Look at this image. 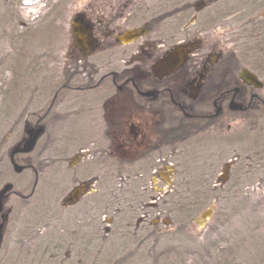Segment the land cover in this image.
Here are the masks:
<instances>
[{"label": "flooded vegetation", "instance_id": "1", "mask_svg": "<svg viewBox=\"0 0 264 264\" xmlns=\"http://www.w3.org/2000/svg\"><path fill=\"white\" fill-rule=\"evenodd\" d=\"M70 72L25 97L24 134L6 160L35 181L28 195L9 182L0 189L10 186L0 264H42L53 250L82 254L80 244L104 249L110 239L153 249L172 196L230 191L235 176L264 162V0H89L71 22ZM63 130L71 159L56 150L48 164L58 188L63 167L74 185L58 214L27 203L43 166L26 159L39 143L59 146L54 132ZM31 131L34 149L13 155ZM215 155L231 156L216 180ZM64 215L68 237L43 234Z\"/></svg>", "mask_w": 264, "mask_h": 264}, {"label": "rangeland", "instance_id": "2", "mask_svg": "<svg viewBox=\"0 0 264 264\" xmlns=\"http://www.w3.org/2000/svg\"><path fill=\"white\" fill-rule=\"evenodd\" d=\"M88 1L0 0V157L5 159L0 162V177L6 179L0 180V189L9 182L25 195L32 190L35 178L31 170L16 176L6 158L24 134L20 120L25 97L39 91L38 83L48 76H71V22L83 13ZM54 82L49 80L50 84ZM65 82L60 79L59 85ZM54 133L59 146L47 147L39 143L26 159L36 167L43 166L35 195L27 203L40 205L44 211L57 209L56 213L61 214L64 210L62 199L74 184L63 167L60 169L64 172L61 173L63 178L59 190L54 183V168L52 166L51 169L48 163L52 162L56 150L61 151L66 159H71L72 152L67 144L61 146L68 137L67 131ZM259 144H253L252 150L256 146L253 151L259 150ZM42 155L46 159L41 163L37 159ZM212 158L210 160L217 166L216 180L231 156L215 155ZM242 176H235L227 186L230 191L224 193L211 195L203 192L197 195L199 199L194 197L192 200L189 197L193 196L176 195V200L185 209L179 213L173 202L167 206L170 211L165 217L169 226L160 224L156 227V230L164 232L156 239L154 250L148 244L141 249L133 242H117L109 238L104 249L99 242L91 246L82 243V254L73 255L72 248L64 246L49 255L44 254L41 263L136 264L138 260V264H233L230 260L235 259L234 264H264V162L253 165L251 172ZM183 198L190 200L185 202ZM14 203L20 202L11 200V204ZM210 206L214 208L213 217L205 228L199 229L194 220ZM51 228L44 230L43 234L68 237L70 224L67 215L61 216L58 222H52ZM60 229L65 232L59 233ZM69 251L71 257L68 256ZM52 252L58 254L54 256ZM135 256L136 261L131 258ZM147 256L155 258L150 260Z\"/></svg>", "mask_w": 264, "mask_h": 264}, {"label": "water", "instance_id": "3", "mask_svg": "<svg viewBox=\"0 0 264 264\" xmlns=\"http://www.w3.org/2000/svg\"><path fill=\"white\" fill-rule=\"evenodd\" d=\"M37 138H38V132L37 131L29 132V139L26 141V143L24 144V146L21 149H16L13 152V155H15L17 153H30L34 149ZM14 170L17 173H20L24 169H23V167H20L17 164H14ZM9 188H10V186L6 187L5 191L2 192L0 195V210L2 208L3 194L6 193L7 190H9ZM86 188H87V186L83 185L80 189L77 190V192L73 193L72 196L69 197V201L73 200L75 198V196L80 195L81 193H84ZM212 217H213V209H209V210L202 213L201 217H199L196 220V224L199 226L200 229H203L208 225V223L210 222Z\"/></svg>", "mask_w": 264, "mask_h": 264}, {"label": "trees", "instance_id": "4", "mask_svg": "<svg viewBox=\"0 0 264 264\" xmlns=\"http://www.w3.org/2000/svg\"><path fill=\"white\" fill-rule=\"evenodd\" d=\"M194 197H196V198H200L199 196H193V197H189V198H191V200L194 198ZM172 199H171V203L173 202V204H175V206H176V208H178V210H176L177 212H179L180 213V211L182 212L185 208H182L183 207V204L182 203H180V201H178V200H176V195L175 196H173V197H171ZM181 200V199H180ZM183 200H185V202H187V198H183ZM190 200V199H189ZM180 203V204H179ZM190 203H192V201H190ZM190 203H187L188 205L190 204ZM182 206V207H181ZM234 261H235V259H231L230 260V262H233V264H234ZM235 263H236V261H235Z\"/></svg>", "mask_w": 264, "mask_h": 264}]
</instances>
